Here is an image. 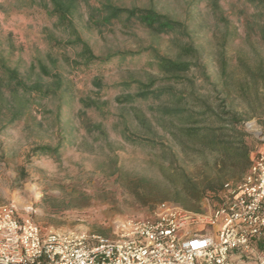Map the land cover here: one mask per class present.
<instances>
[{
    "label": "rangeland",
    "instance_id": "374dc122",
    "mask_svg": "<svg viewBox=\"0 0 264 264\" xmlns=\"http://www.w3.org/2000/svg\"><path fill=\"white\" fill-rule=\"evenodd\" d=\"M113 8L153 10L178 26L158 32L126 14L110 19ZM84 46L104 61H88ZM0 53L26 81L61 82L10 125L0 109V206L15 205L43 229L104 235L114 218L146 217L162 202L207 211L216 192L198 202L191 185L219 190L247 173L240 134L249 157L264 150L259 0H0ZM159 58L190 68L165 72ZM162 106L185 111L172 119L177 126L217 131L223 119L214 113L225 111L239 121L180 144L168 124L159 126ZM147 124L158 146L124 142L127 131L147 136ZM58 144V158L29 157Z\"/></svg>",
    "mask_w": 264,
    "mask_h": 264
},
{
    "label": "built area",
    "instance_id": "2783aa9c",
    "mask_svg": "<svg viewBox=\"0 0 264 264\" xmlns=\"http://www.w3.org/2000/svg\"><path fill=\"white\" fill-rule=\"evenodd\" d=\"M264 150L222 185L207 211L162 202L146 217L114 218L110 232H61L0 206V264H264Z\"/></svg>",
    "mask_w": 264,
    "mask_h": 264
},
{
    "label": "trees",
    "instance_id": "16d2710c",
    "mask_svg": "<svg viewBox=\"0 0 264 264\" xmlns=\"http://www.w3.org/2000/svg\"><path fill=\"white\" fill-rule=\"evenodd\" d=\"M264 4V0H259ZM57 11L59 13L64 12L63 10V3L57 2ZM122 14H126L128 17H133L138 20H140L143 24H145L148 27L156 29L158 32H166L170 30H174L177 26V22H173L169 19H166L165 17L157 14L153 10L148 9H118L113 8L110 9L109 18H117ZM108 18V19H109ZM84 50L86 55H88V61H104L102 58H96L94 57L90 50L84 46ZM160 66L164 69L165 72H175V73H181L186 72L190 68V63L187 62H178V61H171L167 58H159L158 59ZM55 80L53 81L54 87H48L44 86L41 81L36 82H30L29 80H25L23 75L18 71L17 68H13L9 66L8 64V58H6L2 53H0V109H4L7 112L8 119L6 120V124L10 125L16 121H18L23 114L26 112L28 105L31 101L35 100H46L56 95L57 91L61 88V82L60 80L55 76ZM158 110L162 112V116L159 117L160 121L162 123L159 124V126H163V124H168L169 133L173 136L174 140L179 142L180 144L184 143L185 136H193L200 132H205L207 134L206 137H208L209 134H211L210 137H215V133L218 132L220 129H233L235 125L238 124L237 114L233 111H225L223 112L222 116L219 114L214 113L218 118L223 119V126H220L217 131L211 130L209 131L208 128H200L197 126L196 123H190L187 125L177 126L172 122V119L176 116H182L184 112L180 109V107H167L162 106L158 107ZM190 112V111H189ZM188 115L192 114V112ZM223 117V118H222ZM228 119L231 125L230 128L227 127L225 120ZM164 122V123H163ZM222 127V128H221ZM146 130L147 136H140L138 133L127 131L123 134V140L126 143H129L133 146H151L155 147L158 146V144L161 143V139L156 137V133L158 131L155 130V127H152L151 125H148L144 127ZM222 131V130H221ZM179 135V136H178ZM184 135V136H183ZM184 137V138H183ZM244 134H240V142L243 145V152L241 154L242 156V172L241 174L247 170H249L253 157L252 155L249 157L247 148L245 144L241 141H243ZM62 144H58L55 147L50 146H37L34 147L29 154V157L33 156H52L58 158L60 156V150H61ZM163 151V150H162ZM258 152V151H257ZM256 152V153H257ZM163 155H165L164 152H162ZM171 155H173L171 153ZM116 173V170H113L110 175H114ZM244 176V175H243ZM243 176L239 179L241 180ZM222 185H220L219 190H215L214 186H206L203 188H197L195 186L191 185V188L189 189L192 191L190 194L191 196L198 202H200L204 197H207L208 192L215 193L216 199L219 201L220 199V193L222 189ZM153 197V196H151Z\"/></svg>",
    "mask_w": 264,
    "mask_h": 264
},
{
    "label": "crops",
    "instance_id": "0c3cea01",
    "mask_svg": "<svg viewBox=\"0 0 264 264\" xmlns=\"http://www.w3.org/2000/svg\"><path fill=\"white\" fill-rule=\"evenodd\" d=\"M256 248L257 250L264 255V237L260 238L257 242H256Z\"/></svg>",
    "mask_w": 264,
    "mask_h": 264
},
{
    "label": "bare ground",
    "instance_id": "6f19581e",
    "mask_svg": "<svg viewBox=\"0 0 264 264\" xmlns=\"http://www.w3.org/2000/svg\"><path fill=\"white\" fill-rule=\"evenodd\" d=\"M248 127H249V128H252V125H251V124H249V126H248ZM29 190L33 192V191H34V188H33V187H29Z\"/></svg>",
    "mask_w": 264,
    "mask_h": 264
}]
</instances>
